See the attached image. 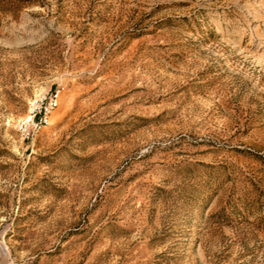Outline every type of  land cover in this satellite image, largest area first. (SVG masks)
<instances>
[{
    "label": "rangeland",
    "instance_id": "rangeland-1",
    "mask_svg": "<svg viewBox=\"0 0 264 264\" xmlns=\"http://www.w3.org/2000/svg\"><path fill=\"white\" fill-rule=\"evenodd\" d=\"M0 264H264V0H0Z\"/></svg>",
    "mask_w": 264,
    "mask_h": 264
},
{
    "label": "built area",
    "instance_id": "built-area-1",
    "mask_svg": "<svg viewBox=\"0 0 264 264\" xmlns=\"http://www.w3.org/2000/svg\"><path fill=\"white\" fill-rule=\"evenodd\" d=\"M61 88L55 87L30 102L26 116L17 122L23 140H32L50 122L52 112L58 107Z\"/></svg>",
    "mask_w": 264,
    "mask_h": 264
}]
</instances>
